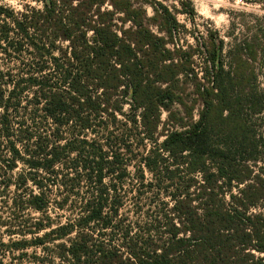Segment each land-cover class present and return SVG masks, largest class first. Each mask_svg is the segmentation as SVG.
I'll return each mask as SVG.
<instances>
[{
  "label": "trees",
  "instance_id": "16d2710c",
  "mask_svg": "<svg viewBox=\"0 0 264 264\" xmlns=\"http://www.w3.org/2000/svg\"><path fill=\"white\" fill-rule=\"evenodd\" d=\"M37 1L0 0V264H264L254 50L226 65L147 0Z\"/></svg>",
  "mask_w": 264,
  "mask_h": 264
},
{
  "label": "rangeland",
  "instance_id": "374dc122",
  "mask_svg": "<svg viewBox=\"0 0 264 264\" xmlns=\"http://www.w3.org/2000/svg\"><path fill=\"white\" fill-rule=\"evenodd\" d=\"M17 10L24 4L41 6L37 0H3ZM155 7L168 8L184 25L185 39L194 44V36H207L210 31L223 41L222 48L225 64L229 62V52L237 47L253 51L257 73V85L264 91V0H147ZM149 15L153 14L148 6ZM197 117V112L195 113ZM166 114L163 115L165 119ZM22 165L17 171L22 169ZM5 241L8 237H2ZM5 262L9 258L4 257Z\"/></svg>",
  "mask_w": 264,
  "mask_h": 264
},
{
  "label": "clouds",
  "instance_id": "9594fccd",
  "mask_svg": "<svg viewBox=\"0 0 264 264\" xmlns=\"http://www.w3.org/2000/svg\"><path fill=\"white\" fill-rule=\"evenodd\" d=\"M9 2L11 3V0H9ZM13 7H17V5H15L14 3L12 4Z\"/></svg>",
  "mask_w": 264,
  "mask_h": 264
}]
</instances>
